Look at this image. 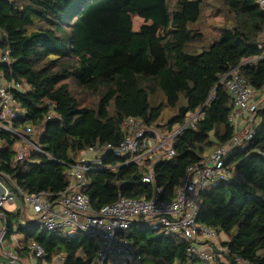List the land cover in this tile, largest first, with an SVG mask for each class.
Segmentation results:
<instances>
[{
    "label": "trees",
    "instance_id": "16d2710c",
    "mask_svg": "<svg viewBox=\"0 0 264 264\" xmlns=\"http://www.w3.org/2000/svg\"><path fill=\"white\" fill-rule=\"evenodd\" d=\"M209 1L177 0L172 8L171 0H0V28L7 35L0 48L11 58L0 60V74L21 84L13 98L27 113L15 125L42 130L48 154L34 153L14 170L24 191L66 190L72 155L98 143L118 144L127 136L123 122L129 116L167 132L200 111L177 137L175 155L155 165L163 198L175 197L188 168L234 134V99L222 76L238 67L250 86L264 91V11L256 0H221L227 22L214 29L217 38L199 46L204 33L197 25ZM135 16L143 20L137 31ZM50 111L59 118L46 120ZM258 117L255 137L232 156V180L202 194L199 222L227 236L220 240L226 251L214 247L215 264H264V109ZM0 138L1 161L9 163L17 139L3 131ZM105 162L117 168L88 173L84 192L92 210L119 196L151 197L155 185L142 181L136 164L122 165L111 155ZM4 214L6 240L19 228V257L35 244L46 254L39 264L59 255L67 256L65 264L96 263L97 245L86 234L48 232L34 222L23 227L20 208ZM128 238L144 264H213L191 257L180 235L134 225ZM9 261L0 254V262Z\"/></svg>",
    "mask_w": 264,
    "mask_h": 264
},
{
    "label": "built area",
    "instance_id": "2783aa9c",
    "mask_svg": "<svg viewBox=\"0 0 264 264\" xmlns=\"http://www.w3.org/2000/svg\"><path fill=\"white\" fill-rule=\"evenodd\" d=\"M256 1L264 11V0ZM6 36V32L0 28V43H3ZM0 60L11 62L8 52L1 48ZM220 83H224L234 99V108L229 116L234 134L224 145L205 155L201 162L190 166L175 197L166 200L163 198V188L155 183V165L163 158L175 155L177 137L187 126L194 125L195 120L201 117L200 111L192 114L184 126H176L167 132L145 125L140 118L129 116L123 122L127 136L118 144L98 143L78 155H72V161L67 164L66 175L70 184L66 190L56 195L48 192L29 194L18 184L14 170L34 153L48 156L41 145L43 132L33 126L15 125L16 121L27 117V113L13 98V91L22 86L15 80L7 81L0 74V131L17 139L13 159L3 163L0 158V215L5 218L6 206L16 205L15 210L20 208L22 212L19 225L23 227L34 222L48 232L62 230L86 234L97 245V261L94 264H144L143 257L128 238L134 225L180 235L188 241L191 257L214 262V247L221 252L226 251V247L221 244L217 230L199 222L202 194L213 185L232 180V156L255 137L259 127L258 114L264 109V92L250 86L238 67H231L222 76ZM49 104L53 108V104ZM57 118L58 115L50 111L46 120ZM4 143L0 138V152L5 148ZM110 155L122 158V165L136 164L142 169V181L155 185L151 197L138 199L119 196L99 210H92L90 198L84 192L90 182L88 173L114 171L117 165L105 162ZM26 208L33 213L32 220L26 217ZM18 230V226H14L9 240H6L8 227L3 226L2 244L7 242L12 245V250L3 254L10 258L5 264H18V260L12 257L19 258L17 252L21 248V239ZM29 248L37 261L46 255L38 245H30ZM66 261V255H59L51 264H65Z\"/></svg>",
    "mask_w": 264,
    "mask_h": 264
},
{
    "label": "rangeland",
    "instance_id": "374dc122",
    "mask_svg": "<svg viewBox=\"0 0 264 264\" xmlns=\"http://www.w3.org/2000/svg\"><path fill=\"white\" fill-rule=\"evenodd\" d=\"M177 0H171V7L174 8L176 6ZM134 30L137 31L141 24L143 23V20L139 16L134 17ZM227 22L226 18V11L223 3L221 0H210L209 2L205 3L203 5V16L200 21V23L197 25V27L203 31L204 33V41L199 43V46H207L209 43H211L212 40L218 37L219 32L214 31L216 28H221L225 23ZM216 26V27H215ZM264 47V46H263ZM192 116H190L191 118ZM7 209L10 208L9 205L6 206ZM25 215L28 219L33 218V213L29 208H26ZM3 229V221L0 218V234ZM224 236V237H223ZM20 237V235H19ZM222 238H227L226 235H222ZM220 236V240L222 239ZM223 240V239H222ZM2 247L7 252L8 243H3ZM216 250V249H215ZM214 250V251H215ZM4 253V252H2ZM221 255V254H220ZM222 260H225V256L221 258ZM215 264V262H212Z\"/></svg>",
    "mask_w": 264,
    "mask_h": 264
},
{
    "label": "crops",
    "instance_id": "0c3cea01",
    "mask_svg": "<svg viewBox=\"0 0 264 264\" xmlns=\"http://www.w3.org/2000/svg\"><path fill=\"white\" fill-rule=\"evenodd\" d=\"M261 92H264V91H261ZM19 204V203H18ZM10 206V208L9 209H7V208H5L4 209V211L5 212H13L14 210H15V208H16V205H9ZM18 206H20V204L18 205ZM0 218L2 219V221H3V226H4V221H5V218H3L1 215H0ZM31 220V219H30ZM1 235V234H0ZM7 243V242H6ZM6 249V248H5ZM7 252H10L11 250H12V245L10 244H8V247H7ZM0 254H4V253H2V251L0 250ZM6 254V253H5ZM4 254V255H5ZM20 259H21V261L19 262L18 261V264H39V261H37L34 257H33V255L30 253V252H27V251H24L23 253H22V255L19 257ZM2 263V262H1ZM2 264H5V263H2Z\"/></svg>",
    "mask_w": 264,
    "mask_h": 264
},
{
    "label": "water",
    "instance_id": "95a60500",
    "mask_svg": "<svg viewBox=\"0 0 264 264\" xmlns=\"http://www.w3.org/2000/svg\"><path fill=\"white\" fill-rule=\"evenodd\" d=\"M31 223H33V222H31ZM4 227H8V223H7V220H6V219H5V221H4ZM2 240H3V236L0 235V250H1L2 252H4V253H8V252H6L5 249L2 247ZM12 257L15 258L16 260H18L19 262L21 261V259L18 258V257H16V256H12Z\"/></svg>",
    "mask_w": 264,
    "mask_h": 264
}]
</instances>
